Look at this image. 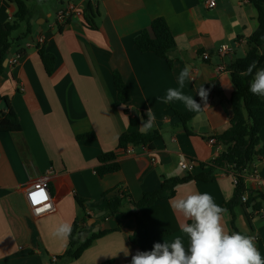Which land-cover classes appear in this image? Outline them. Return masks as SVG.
Wrapping results in <instances>:
<instances>
[{
	"label": "crops",
	"instance_id": "1",
	"mask_svg": "<svg viewBox=\"0 0 264 264\" xmlns=\"http://www.w3.org/2000/svg\"><path fill=\"white\" fill-rule=\"evenodd\" d=\"M36 3L27 1L28 23L20 24V33L12 35L8 55L18 61L7 63L0 75V96L5 99L0 101V114L12 110L21 127L18 133H0V264L60 263L57 258L64 255L69 240L54 232L65 222L87 231L83 239L98 231L109 233L93 241L79 259L63 264H130L138 249L129 242L134 218L126 214L134 212L147 223L154 239L146 251L156 242L177 237L183 238L187 248L189 240L181 226L191 221L174 212L170 201L199 191L210 193L224 207L234 193L231 178H222L218 172L207 182L191 181L176 187L171 199L138 210L126 201L120 214L105 219L99 216L104 212L102 195L121 186L137 202L144 193L157 190L164 179L198 174L201 165L208 166L226 150V146L209 145L207 140L230 127L229 99L234 88L228 67L248 51L247 40L258 28L256 10L247 0H217L209 11L203 9L205 0ZM67 4L77 11L67 24L59 25L57 14ZM87 4L95 14L94 27L84 19ZM14 13L13 4L0 0V24L9 22ZM157 18L164 19L175 40V48L168 54L170 66L152 53H140L134 45V37ZM36 44L56 58L51 76L43 69ZM222 45L230 46L232 53L219 58L216 51ZM204 53L208 60L202 59ZM186 65L191 66L195 78L185 82L184 94L203 107L198 89L202 86L208 91V106L200 112L189 111L181 101L160 100L168 88H179L177 76ZM220 65L223 71L217 70ZM261 68L264 63L257 70ZM114 72L129 88L127 104L117 101ZM149 108L155 116L151 131H157L160 139L152 150L134 148L123 155L117 151L119 136L141 132ZM177 113L191 117L185 126ZM83 134L93 138L78 141ZM259 135L264 148V128ZM106 152L116 153L120 170L99 178L95 173L97 157ZM183 162L192 163L193 171L181 170ZM251 169L257 171L259 181L250 183L249 190L264 194V156L254 158ZM41 181L47 184L52 211L34 216L24 191ZM77 199L84 202V210ZM233 214L237 232L255 236L264 259V203L258 213L239 205ZM222 223L232 232L227 210ZM126 248L128 256L123 252Z\"/></svg>",
	"mask_w": 264,
	"mask_h": 264
},
{
	"label": "trees",
	"instance_id": "2",
	"mask_svg": "<svg viewBox=\"0 0 264 264\" xmlns=\"http://www.w3.org/2000/svg\"><path fill=\"white\" fill-rule=\"evenodd\" d=\"M8 3L15 6V13L11 21L5 24H0V75L4 71V61L7 57L8 50L13 43L12 35L16 32L20 24L28 23L30 12L26 6L28 0H6ZM257 12L258 28L247 40L248 51L246 55L234 61L229 65V73L234 91L230 96L229 105L232 111L229 129L222 135L216 137L219 144L226 146V150L222 152L208 166L201 165V171L196 175L187 174L183 178L164 179L160 187L152 192L144 193L142 198L134 202L130 196L123 190L121 186L103 193L102 199L105 203L103 211L104 215L101 219L113 217L121 213V206L128 201L134 209L147 208L160 200H169L175 195L176 187L187 184L191 181L207 182L216 173L223 171L231 172L237 178V184L234 186L232 198L224 204V209L231 214L232 232H237L234 226L233 209L236 206L243 205L246 208H251L252 212L258 213L261 209V204L264 203V194L259 192L245 190L242 178V172L258 156H264V148L261 147L260 131L264 128V97L253 95L249 91V82L252 76L242 75L250 64L255 62L256 68L264 63V0H247ZM84 19L87 24L94 27L95 14L89 4L84 9ZM28 32V29H27ZM26 34H24L25 36ZM134 45L140 53H152L159 58L167 61L168 65L171 62L168 60V54L175 48V40L171 34L166 22L162 18H157L151 21L148 29H144L134 37ZM37 54L47 76H51L56 58L49 53H46L43 48L36 44ZM20 54V52H18ZM113 84L116 92L117 101L120 104H127L130 101V92L128 86L124 83L119 73L112 74ZM5 101L0 96V101ZM180 122L183 126L191 119L188 115L177 113ZM21 127L17 116L12 110L0 114V133H18ZM187 134H191L186 130ZM92 134H83L77 137L78 141L92 139ZM160 139V134L157 131H149L147 134L142 132L123 133L118 138L117 151L125 150L128 146L133 148H144L152 150L155 141ZM115 152L101 153L97 157L98 166L95 168V173L99 178L105 175L116 173L120 170L119 164L116 162ZM230 167V169H229ZM247 193L245 203L241 202V196ZM77 203L84 210L83 203L77 199ZM101 212V211H99ZM135 221V228L129 242L139 251H146L147 247L154 241L149 235L147 223L138 216L136 212L127 213ZM87 232L82 230L76 223L72 225V233L68 237V247L63 256L58 257L60 263L67 261H75L80 258L82 253L90 247L93 241L102 238L109 231H98L90 234L89 237L83 239V234ZM163 233V235H165ZM105 262L103 264H111Z\"/></svg>",
	"mask_w": 264,
	"mask_h": 264
},
{
	"label": "clouds",
	"instance_id": "3",
	"mask_svg": "<svg viewBox=\"0 0 264 264\" xmlns=\"http://www.w3.org/2000/svg\"><path fill=\"white\" fill-rule=\"evenodd\" d=\"M256 68L255 62L250 64L242 75H251L249 91L258 97H264V68ZM191 66L186 65L177 76L179 88H168L163 103L181 101L191 112H200L208 106V91L202 86L198 95L203 102L198 103L193 96L182 91L185 82L193 80ZM147 120H142L140 131L147 134L154 126L155 116L152 109L146 111ZM174 212L182 214L191 223L181 226V232L188 238L189 245L185 248L182 237L169 242H156L150 251H137L132 255L130 264H264L260 251L255 244V236L240 232L226 231L222 220L226 209L218 205L208 192H192L184 197L173 198L170 201ZM72 233L70 223H62L54 235L67 239ZM125 256L130 254L128 248Z\"/></svg>",
	"mask_w": 264,
	"mask_h": 264
},
{
	"label": "built area",
	"instance_id": "4",
	"mask_svg": "<svg viewBox=\"0 0 264 264\" xmlns=\"http://www.w3.org/2000/svg\"><path fill=\"white\" fill-rule=\"evenodd\" d=\"M217 0H205V3L203 5V9L205 11H209L211 9H214L216 7ZM77 9L74 5L67 4L63 9H61L57 14V24L59 25H65L67 24L68 20L73 17V15L76 13ZM12 17H9V21H11ZM42 40L40 39L38 41V44H40ZM232 53V48L230 46L222 45L220 46L217 51L216 55L219 58H224L227 55ZM203 60H208L209 55L207 53H204L202 55ZM18 61V57H13L8 60L9 65H14ZM218 71H223L224 66L220 65L217 67ZM207 143L209 145L217 146L218 143L215 138H209L207 140ZM134 148L131 146H128L125 150H122L121 153L124 154H131L133 152ZM180 169L185 172H191L194 169V165L192 163L183 162L180 164ZM249 165L246 167V169L242 172V178H243V184L245 190H249L248 185L250 183H257L259 181L258 173L255 169L248 170ZM230 169V167H229ZM220 176L222 178H231L233 181V184H237V178L235 175H233L231 172L223 171L221 172ZM43 194V195H41ZM24 198L26 201V204L30 210V212L34 216H41L43 214H47L52 211V205H51V197L48 192V187L45 181L38 182L28 189L24 191ZM247 200V193H244L241 196V202L245 203ZM52 262H55V259L52 260Z\"/></svg>",
	"mask_w": 264,
	"mask_h": 264
},
{
	"label": "rangeland",
	"instance_id": "5",
	"mask_svg": "<svg viewBox=\"0 0 264 264\" xmlns=\"http://www.w3.org/2000/svg\"><path fill=\"white\" fill-rule=\"evenodd\" d=\"M38 1H40L41 2V0H38ZM48 1V0H47ZM50 1V0H49ZM34 2H35V4H37L36 2H37V0L35 1L34 0ZM44 4V3H43ZM51 14H52V16H51V18H50V20L51 21H53L54 20V17H55V14H54V12H51ZM23 25H21V27H22ZM20 33V31H16V32H14L13 33V36H17L18 34Z\"/></svg>",
	"mask_w": 264,
	"mask_h": 264
},
{
	"label": "water",
	"instance_id": "6",
	"mask_svg": "<svg viewBox=\"0 0 264 264\" xmlns=\"http://www.w3.org/2000/svg\"><path fill=\"white\" fill-rule=\"evenodd\" d=\"M10 58H11V56H9V55L7 54V57H6V59H5V61H4V64H3L4 67L7 65L8 60H9ZM102 215H104V212H102L99 216H102ZM96 217H98V216H96Z\"/></svg>",
	"mask_w": 264,
	"mask_h": 264
},
{
	"label": "snow or ice",
	"instance_id": "7",
	"mask_svg": "<svg viewBox=\"0 0 264 264\" xmlns=\"http://www.w3.org/2000/svg\"><path fill=\"white\" fill-rule=\"evenodd\" d=\"M41 195H43V194H41Z\"/></svg>",
	"mask_w": 264,
	"mask_h": 264
}]
</instances>
